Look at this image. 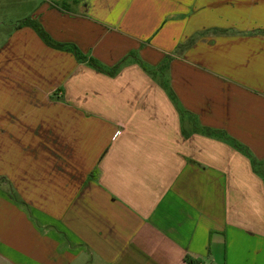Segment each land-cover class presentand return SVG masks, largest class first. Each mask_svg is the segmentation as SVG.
I'll return each mask as SVG.
<instances>
[{"label":"crops","instance_id":"0c3cea01","mask_svg":"<svg viewBox=\"0 0 264 264\" xmlns=\"http://www.w3.org/2000/svg\"><path fill=\"white\" fill-rule=\"evenodd\" d=\"M0 264H264V0H0Z\"/></svg>","mask_w":264,"mask_h":264},{"label":"trees","instance_id":"16d2710c","mask_svg":"<svg viewBox=\"0 0 264 264\" xmlns=\"http://www.w3.org/2000/svg\"><path fill=\"white\" fill-rule=\"evenodd\" d=\"M25 26H28L30 28H32L35 33L39 36V38L49 47L51 48H54V49H59V50H65V51H69V52H72L73 55L76 57V59L78 61H81V62H87L90 66H92L94 69L100 71V72H104V73H107L109 75H113L115 73V71L117 70L118 66H115L114 68H112L111 70L109 71H105L103 70L93 59H90V58H87L85 56H83L81 53H79L77 51V49L73 46H69V45H64V44H58L56 42H54L49 36L48 34L43 30L42 26L35 20H30V19H24V20H21L19 21L17 24H16V27L17 28H21V27H25ZM214 33H223L222 30H213ZM196 36L198 35H195L193 37H191L187 43H185L182 47H186V46H189L191 45L194 40L196 39ZM205 132L207 134H210V133H213L211 132L210 130H205ZM237 149H241L245 154H248L247 150L246 149H243L241 148L240 146H237L235 145ZM259 164L255 161V160H252V166L253 168H255V170L257 169V166ZM190 263H192V261L189 260Z\"/></svg>","mask_w":264,"mask_h":264}]
</instances>
